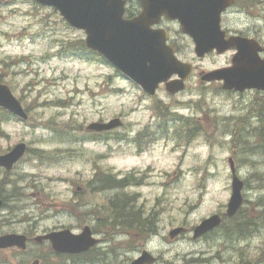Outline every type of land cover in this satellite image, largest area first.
<instances>
[{
	"label": "rangeland",
	"instance_id": "1",
	"mask_svg": "<svg viewBox=\"0 0 264 264\" xmlns=\"http://www.w3.org/2000/svg\"><path fill=\"white\" fill-rule=\"evenodd\" d=\"M84 38L54 8L33 0H0V75L29 113L28 120L12 119L0 132V153L21 141L28 146L11 171L0 170V193L7 199L0 217L26 219L21 221L26 226H68L78 233L85 225L99 227L98 217H113L109 206L116 200L125 205L121 221L135 225L131 235L114 237L119 262L112 264H132L144 248L159 258L155 264H264V213L250 203L264 197L259 180L264 154L254 147L261 123L247 117L259 109L264 91L228 94L215 85L201 86L197 72L176 96L159 89L157 100L168 104L170 118H200L204 131L188 137L175 131L174 122L158 118L155 111L166 108L155 110L140 86L83 50ZM184 59L208 70L228 57L197 61L190 50ZM116 117L123 125L101 139L92 140L85 130L91 122ZM141 132L149 137L139 149L134 140ZM230 156L246 183L243 210L237 219L224 216L223 226L193 239L192 228L202 219L225 215ZM108 175L127 183L110 190L96 184L93 191V177ZM247 217L256 218L254 225L240 232L237 223ZM148 221L155 231L145 236ZM120 226L122 233L129 228ZM178 226L190 231L170 239L169 231Z\"/></svg>",
	"mask_w": 264,
	"mask_h": 264
},
{
	"label": "water",
	"instance_id": "2",
	"mask_svg": "<svg viewBox=\"0 0 264 264\" xmlns=\"http://www.w3.org/2000/svg\"><path fill=\"white\" fill-rule=\"evenodd\" d=\"M38 3L53 6L62 18L71 26L85 32L84 43L88 48L98 51L107 61L120 72L137 83L146 93L153 95L160 83L165 88L176 93L184 88V81L191 71V64L179 60L172 48L164 42L159 33L144 30L146 10L132 19L122 18L124 0H35ZM171 13V17L181 19V7L177 2H170L158 9ZM190 23V22H189ZM194 50L197 57L214 48L223 52L230 47H236L237 52L232 57L229 67L206 72L202 79L223 80L224 89L244 91L245 89L264 90V59L258 56L262 50L259 44L250 40H205L195 39ZM176 74V79L170 77ZM0 107L7 109L21 119H27L28 114L21 102L13 95L10 88L0 82ZM116 117L106 122H91L86 129L105 131L121 125ZM26 144L19 142L7 153L0 154V166L10 170L25 152ZM231 179V195L227 203L226 215L232 216L240 207L243 197V181L236 174L232 157L228 158ZM0 200V206H1ZM221 223L218 214L204 218L193 229V238L214 229ZM183 227H176L169 231V237L174 238L183 231ZM54 248L66 252H79L87 249L95 241L90 239L88 228L80 234H72L65 230L49 235ZM19 242V235L7 234L0 236V247ZM23 243V238H20ZM155 257L147 250L133 261V264H152Z\"/></svg>",
	"mask_w": 264,
	"mask_h": 264
},
{
	"label": "flooded vegetation",
	"instance_id": "3",
	"mask_svg": "<svg viewBox=\"0 0 264 264\" xmlns=\"http://www.w3.org/2000/svg\"><path fill=\"white\" fill-rule=\"evenodd\" d=\"M170 2H177L180 7V16L171 17V13L159 11ZM146 10L144 19V30H150L159 33L160 37H164V42L173 49L175 55L182 61L191 64V71L187 80L185 81V89L187 82L194 77L197 72L196 78L199 84L203 86L215 85L223 92L228 94L243 95L248 90L236 91L234 89H224L223 80H204L202 77L207 71L214 69L225 68L231 65L232 57L237 52L236 47H230L223 52H218L213 49L206 53L204 57L197 58V61H202L209 56H227L224 64L205 70L201 65L195 62L185 60L184 57L188 51L194 52L193 41L195 39L205 40H250L258 42L260 46L264 47V0H124L122 17L125 20H131L140 16ZM190 22V23H189ZM258 56L264 59V49L258 52ZM201 67V68H199ZM173 75L171 78H175ZM159 89H162L169 96H176L179 93L171 94L164 89L162 84ZM184 91V90H183ZM262 91V90H258ZM156 105L157 108H166L169 111L168 104L162 100H157L156 95L148 97ZM165 106L163 107V105ZM153 105V106H154ZM164 111H161V113ZM158 115L160 111H155ZM186 118L176 120L177 123H184ZM198 125L200 118L194 120ZM232 132V131H231ZM92 135L93 139H99L102 136L109 134V132H87ZM188 137H195L200 132H186ZM140 135L135 136V144L137 146L142 140ZM143 137V136H142ZM0 170L3 171L0 167ZM131 173V172H130ZM135 173V172H134ZM95 179V177H93ZM127 183V181L125 182ZM135 183H137L135 181ZM139 184V183H138ZM116 188V187H115ZM108 187L107 189H115ZM2 189H0L1 191ZM0 193L2 201L0 211L7 205V199ZM121 203V202H120ZM117 204L113 201L109 209L113 212V217L104 220H97L99 227L89 226L93 237L97 238L98 243L89 247L83 252H65L54 248L51 236L48 235L58 233L72 228L62 225H33L29 222L26 226L23 223L26 219L17 218L9 221L5 216L0 217V236L7 234L19 235V242L12 245L0 247V264H112L115 259L118 260V248L112 247L111 243L116 235L132 234L131 228L133 222L129 223V227L120 232V215L123 214L125 205ZM124 206L123 208H120ZM222 215V213H218ZM131 216V215H130ZM133 217V216H131ZM96 219V218H95ZM132 219V218H131ZM12 220V219H11ZM23 221V223L21 222ZM17 224V225H15ZM113 231V232H112ZM190 230L185 227V232ZM111 232V233H110ZM210 233H207L208 235ZM203 235V236H206ZM20 238H23V243H20ZM117 249V250H116ZM119 262V260H118Z\"/></svg>",
	"mask_w": 264,
	"mask_h": 264
},
{
	"label": "trees",
	"instance_id": "4",
	"mask_svg": "<svg viewBox=\"0 0 264 264\" xmlns=\"http://www.w3.org/2000/svg\"><path fill=\"white\" fill-rule=\"evenodd\" d=\"M82 49L86 50L89 54L90 53L91 54H95L96 57H98L102 61L106 62L105 59L100 54H98L97 52H95L93 50L87 49L85 47L84 43H82ZM0 81L4 82V80L2 79L1 75H0ZM256 104L259 107V109L257 111L250 110L247 113V117L248 116L256 117L259 120V122L261 123L259 129H260V132H262V133L260 134V137L257 140L258 144H255L254 147H255V149L257 150L258 153L264 154V131L261 129V126L263 127V124H264V99H263V101L261 103L257 102ZM13 118H14V116L11 113H9L7 110H5L3 108H0V132H5L4 129H3V124H6L8 121L12 120ZM244 120L245 119H243V117H242L241 120L239 119V123L243 122ZM188 128H190V125L188 124V122L186 120L185 123H184L185 132L188 130ZM191 128L196 129V131H198V132L204 131V128L202 126H192ZM260 140H261V142L259 143ZM259 180L264 181V179H259ZM121 182L123 183V181H121ZM107 183H108V181L106 179H99L98 182H97V185H98V187H100L99 188L100 190H103V189H106ZM244 183H245V181H244ZM245 185H246V183H245ZM244 203H245V200H244ZM250 203L252 204V206H253V204L256 205V206H253L256 211H260V210H258V208H261L262 210L260 212L264 213V197H260L257 201L250 202ZM242 210H243V208L241 207L239 209V211L233 217L230 218V220H234L235 218L237 219L239 217V213ZM140 219H141V217L137 216V222H139ZM255 219L256 218H252L251 219V218L247 217L246 219H244V221L242 223H237L238 230L240 232H242L243 229H245L246 227H250V226L253 227ZM223 223H224V219H223V222H222L221 226H223ZM146 224H148L149 226L151 225L150 226V230L151 231H155L154 222H149L148 221V222H146Z\"/></svg>",
	"mask_w": 264,
	"mask_h": 264
},
{
	"label": "bare ground",
	"instance_id": "5",
	"mask_svg": "<svg viewBox=\"0 0 264 264\" xmlns=\"http://www.w3.org/2000/svg\"><path fill=\"white\" fill-rule=\"evenodd\" d=\"M104 190V189H103Z\"/></svg>",
	"mask_w": 264,
	"mask_h": 264
}]
</instances>
